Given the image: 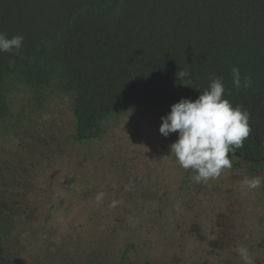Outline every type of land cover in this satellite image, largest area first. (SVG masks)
<instances>
[{"label": "rangeland", "instance_id": "obj_1", "mask_svg": "<svg viewBox=\"0 0 264 264\" xmlns=\"http://www.w3.org/2000/svg\"><path fill=\"white\" fill-rule=\"evenodd\" d=\"M30 97L13 92L0 124V217L21 223L0 232V264H243L238 245L264 264V183L243 185L264 173L233 162L196 183L171 156L178 132L159 131L169 112H126L102 141L77 144L72 98L35 112Z\"/></svg>", "mask_w": 264, "mask_h": 264}, {"label": "trees", "instance_id": "obj_2", "mask_svg": "<svg viewBox=\"0 0 264 264\" xmlns=\"http://www.w3.org/2000/svg\"><path fill=\"white\" fill-rule=\"evenodd\" d=\"M0 32L24 37L18 54L0 52L1 125L16 90H28L35 112L71 97L72 140L94 144L120 115L170 112L218 76L250 113L232 161L264 173V0H0ZM233 67L252 77L249 88L234 87ZM2 219L8 236L21 225Z\"/></svg>", "mask_w": 264, "mask_h": 264}, {"label": "clouds", "instance_id": "obj_3", "mask_svg": "<svg viewBox=\"0 0 264 264\" xmlns=\"http://www.w3.org/2000/svg\"><path fill=\"white\" fill-rule=\"evenodd\" d=\"M23 42L22 35L9 38L6 33L0 32V52L18 54ZM177 76L185 85L184 80L190 73L180 70ZM232 78L237 89L251 86L252 77L242 76L238 67L232 68ZM225 91L223 78L212 77L196 100L182 98L171 106L166 116L161 117L159 131L163 136L178 132V139L170 146L171 156H175L182 169L195 173L191 179L196 183H207L220 177L225 169H231L232 156L243 148L252 131L249 111L243 105L234 106L225 97ZM262 183L264 178L260 176L243 181L249 190L259 189ZM125 187L128 190V186ZM106 195V192H98L96 202L102 203ZM122 203V200L112 199L109 207L115 208ZM236 252L243 264H256L247 245H238Z\"/></svg>", "mask_w": 264, "mask_h": 264}]
</instances>
